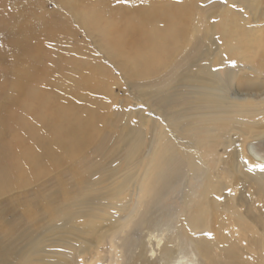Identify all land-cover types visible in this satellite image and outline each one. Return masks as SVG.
Returning a JSON list of instances; mask_svg holds the SVG:
<instances>
[{"label":"bare ground","instance_id":"obj_1","mask_svg":"<svg viewBox=\"0 0 264 264\" xmlns=\"http://www.w3.org/2000/svg\"><path fill=\"white\" fill-rule=\"evenodd\" d=\"M152 3L111 9L96 2L82 12L81 24L102 35L111 57L131 76H149L136 85L146 86L148 108L162 120L137 112L113 159L98 165L83 159L103 153L105 130L116 121L93 97L106 83L99 65L78 66L68 55L55 62L43 48V38L56 35L52 25L36 32L15 18L11 37L22 57L4 69L10 81H0V191L50 169L58 174L52 224L24 235L7 264H264V170L257 167L264 158L249 151L251 143L264 150V98L219 94L213 66L229 56L228 26L205 17L203 36L188 45L191 30L183 26L192 23L191 36L197 28L190 9ZM252 71L255 80L242 76L240 84L264 88V72ZM160 205L173 232L142 236Z\"/></svg>","mask_w":264,"mask_h":264},{"label":"rangeland","instance_id":"obj_2","mask_svg":"<svg viewBox=\"0 0 264 264\" xmlns=\"http://www.w3.org/2000/svg\"><path fill=\"white\" fill-rule=\"evenodd\" d=\"M153 1L154 0H0V81H4L5 83L6 81H10L9 75L5 73L4 69L7 65L15 64L19 60V56H21L16 46H14V39H12L14 35L16 36L14 26L17 21L20 22L21 20L31 24L30 26H32L36 32L44 31V28L46 29L44 22L48 21L52 25H50V28L48 22L45 23L51 30L54 32L56 31V35H47L48 37L43 38V48L47 51H51L53 55H55V57H53L55 62H58L60 55L75 57V61L79 60L77 63H80V61L82 62L81 66L87 62L94 61L99 65L98 68L101 69L102 74H104L103 78L106 83L103 82V84L106 86L102 85L101 91L93 97L97 102L104 105L106 116L110 117V120L116 118V121H113V123L111 122L112 120L109 121L111 124H109L108 128L105 130L106 143L104 144L108 143V147L101 154L87 153L83 159L86 164H105L106 161L111 160L115 152L114 149L116 148L114 143L126 138L128 126L135 124L137 112L146 116L148 120L151 115V121H157L158 124L162 120L157 114H152L148 108L147 99L145 97L147 92L146 86L139 87L136 85L138 82L149 78V76L143 78L140 76H131L129 68L122 65L123 62L121 58L111 57L101 42L102 35L100 36V34L98 35L91 32L87 27V25L90 27L89 24H81L82 22L80 19L82 17V12L89 7V4H95L96 2L103 4L106 8L112 9L114 7L128 8L130 5L139 2L151 4ZM167 1L176 6L184 5L193 13L192 16L196 20L197 27L193 36H191L192 31H194L192 23L189 21L183 26L186 31L191 30V32L188 31L191 33L188 37L189 39L191 37V40H187L188 45H190V41L192 43L193 37L195 40L203 36L202 30L204 29L203 26L206 19H208L209 23H220V27L228 26L230 29L233 37L229 36V38H227L229 42L225 47L222 45L223 40L221 37H219V41L217 40L218 43L222 45L225 52L224 54H227V56L229 55L222 66H213L215 68L214 71H216L214 72V76L218 81V90L221 89L219 90V94L224 95L226 99L231 101L255 98L258 100L264 98V93H261L264 92V88H257L252 85L246 87L242 86L239 82L242 76H248L253 79L252 77L255 76L252 69L264 72V0H227L226 3L224 0ZM232 5H236V7L234 8ZM241 9H243V11H241ZM199 15H202V17ZM15 18H17V20ZM240 24H244V26L242 27ZM240 36H246L248 39L245 38L244 42L241 40L238 41L237 39ZM75 61L73 63H76ZM79 63L78 66H80ZM62 64L64 63L62 62ZM248 66L252 69H248ZM220 67L223 68L220 69ZM219 69L221 74L218 73ZM236 77L238 78L236 79ZM231 79L233 80L231 81ZM258 80L261 79L258 77L257 81ZM78 86V84L77 87L74 85L72 86L74 87V92L84 96L85 92ZM221 91H223V93H221ZM10 93L11 92L6 95ZM12 95L13 94L8 96L10 97L8 100L5 97L7 102H10L11 97H14ZM75 102L78 106L83 105L82 98L76 99ZM142 128L146 134L148 127L143 125ZM92 144L95 145L97 142L94 141ZM249 151L251 155L258 159L264 158V150L258 148L255 144H250ZM116 152L118 153L119 150L116 149ZM117 159V165L121 162L119 166H122L123 159L121 157V160L118 157L116 160ZM79 165L80 164H78V166ZM64 167L63 165L62 168ZM57 174L58 170L50 169V171L48 170L38 177L30 179L26 183L15 184L16 186L12 185L0 191V264H7V262L11 263L18 257L17 253L25 242L23 239L24 235L34 234L35 236L43 230L47 231L49 228L48 226L52 224L53 215L51 213L55 209L54 198L56 197L53 194V190L56 187L54 183ZM208 181L209 180H207V182ZM173 195H175L176 198L172 204L176 207L177 202L179 203L178 198L180 194L179 197L177 196L178 193H174ZM161 215H163V217ZM158 227L162 229L158 230ZM145 230L147 233L154 232L153 234L160 236L166 234L163 236L164 238L171 235L173 231L166 230L163 205L154 209L152 223L148 228L143 230L142 236L147 234ZM47 233L49 234L51 232L49 231Z\"/></svg>","mask_w":264,"mask_h":264},{"label":"snow or ice","instance_id":"obj_3","mask_svg":"<svg viewBox=\"0 0 264 264\" xmlns=\"http://www.w3.org/2000/svg\"><path fill=\"white\" fill-rule=\"evenodd\" d=\"M224 2L226 3L227 2V0H224ZM232 7H236V5H232ZM241 11H243V9H241ZM257 167H260L262 170H264V164H260V165H257ZM252 169H251V167H249V171H251Z\"/></svg>","mask_w":264,"mask_h":264}]
</instances>
